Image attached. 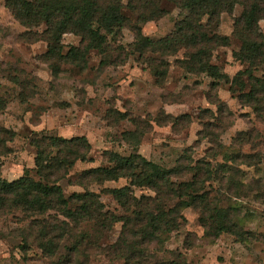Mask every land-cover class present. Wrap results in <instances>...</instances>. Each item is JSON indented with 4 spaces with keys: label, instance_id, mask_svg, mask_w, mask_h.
<instances>
[{
    "label": "rangeland",
    "instance_id": "374dc122",
    "mask_svg": "<svg viewBox=\"0 0 264 264\" xmlns=\"http://www.w3.org/2000/svg\"><path fill=\"white\" fill-rule=\"evenodd\" d=\"M127 0H122L125 4ZM166 15L141 23L142 34L158 40L169 36L175 23L185 11L163 2ZM242 6L219 17L216 33L226 36L228 43L214 48L210 62L232 80L247 67L234 58L241 46L235 37L234 21ZM122 13L136 23L135 15L126 8ZM207 17L202 19L205 24ZM44 25L33 28L40 32ZM28 31L0 0V127L15 132L7 142L9 152L0 154V179L12 181L25 173L37 178L34 170L35 148L30 141L40 135L63 138L84 136L91 148V161H77L59 185L65 196L84 192L82 186L69 184L87 169L109 166L107 152L128 155L138 152L147 160L171 169L205 162L213 180L205 184L208 202L228 211L243 239L229 233L208 236L199 220V212L192 206L183 208L185 223L178 232L169 234L161 245L165 250L178 251L189 264H264V111L257 113L241 103L238 91L230 82L221 81L211 88L212 78L204 73H191L186 66V50L174 54L147 50L140 54L132 43L135 33L128 27L115 38L108 37L109 45L122 50L108 54V61L100 65L102 56L91 50L86 65L81 68L70 62H57L58 72L45 61L47 44L23 37ZM259 32L264 39V20L259 21ZM62 53L80 45V37L66 33L61 38ZM112 64H111V63ZM158 69L155 75L154 69ZM264 76V67L254 72ZM17 76L27 83L21 101V87L8 80ZM246 81V77H243ZM235 90L238 87H234ZM249 89L246 83L244 91ZM124 115L122 118L121 114ZM135 132L134 138L123 135ZM184 170V169H183ZM185 172V171H183ZM185 179L189 175H182ZM176 179V177H173ZM127 179L91 183L86 190L100 194L106 210L123 214L106 189L121 187ZM136 196L153 195L147 188L132 187ZM172 203H169L170 206ZM0 210V264H61L60 258L71 239L61 242L54 257H46L35 242L26 251L20 248L23 229L28 222L22 214L7 215ZM91 232V224H83ZM121 223H116L101 235V246L117 239ZM155 254V253H154ZM159 258L167 257L162 252ZM71 264H124L122 260L108 259L102 250L88 251V258L76 256Z\"/></svg>",
    "mask_w": 264,
    "mask_h": 264
},
{
    "label": "trees",
    "instance_id": "16d2710c",
    "mask_svg": "<svg viewBox=\"0 0 264 264\" xmlns=\"http://www.w3.org/2000/svg\"><path fill=\"white\" fill-rule=\"evenodd\" d=\"M163 2L185 11V15L175 23L169 36L153 40L142 34L139 25L166 15L168 11L163 8ZM236 5L242 6V12L234 21L233 34L240 39L241 46L233 56L247 67L229 81L210 59L215 47L228 43L226 36L216 33L219 17L223 13L230 14ZM5 6L27 28L28 31L21 34L23 37L33 35V40L46 42L47 50L43 56L45 61H55L51 64L55 74L59 61L83 68L91 50L103 57L100 65H105L110 52L117 51L118 55L122 51L120 47L109 45L108 37L115 38L122 28L128 27L135 33L132 43L135 51L174 54L183 48L189 72L204 73L212 78L213 89L221 81L230 82L231 90L239 92L243 105L257 113L264 111V76L254 74L264 67V39L259 32V21L264 20V0H127L125 4L122 0H5ZM124 8L135 15V24L132 25L130 18L122 13ZM204 17H207L205 24L202 23ZM41 25L45 26L42 31H31ZM66 33L79 36L80 45L70 47L63 54L61 38ZM153 69L157 75L158 69ZM8 80L21 87L19 97L25 102L27 97L23 91L27 83L11 75ZM246 83L249 89L244 91ZM121 116L124 118L123 114ZM123 135L128 139L134 138L136 133ZM14 136V131L0 127V154L10 151L7 142ZM30 143L35 148L37 178L27 172L16 180L0 179V210L12 216L20 212L21 221L28 222L27 229L20 233L23 251L33 241L44 256L51 258L67 238L72 244L60 258L61 264H71L76 256L88 258V251L94 249L102 250L108 259L122 260L124 264H189L178 251L165 250L161 246L169 234L178 232L184 225L181 210L188 206L198 210L199 220L208 236L229 233L243 239L240 236L242 230L228 218V211L208 202L205 184L213 179L205 162L164 169L138 152L128 155L107 152L110 165L84 170L78 180H68L69 184L82 186L85 191L65 196L59 181L67 177L77 161L92 160L89 141L84 136L67 139L44 134L34 137ZM181 173L190 174V178L179 176ZM121 178L127 179L128 183L105 192L122 209L123 214L118 216L105 209L99 193L86 188L91 183L101 185ZM132 187L147 188L154 194L136 196ZM169 203L172 204L168 206ZM86 223L91 224V232L82 228ZM116 223H121L117 239L101 246L99 237ZM160 252L167 257L155 255Z\"/></svg>",
    "mask_w": 264,
    "mask_h": 264
}]
</instances>
